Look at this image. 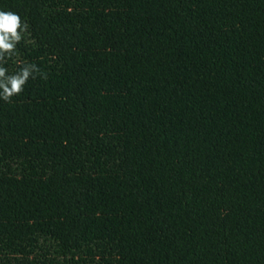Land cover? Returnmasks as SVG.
I'll list each match as a JSON object with an SVG mask.
<instances>
[{
  "label": "trees",
  "instance_id": "obj_1",
  "mask_svg": "<svg viewBox=\"0 0 264 264\" xmlns=\"http://www.w3.org/2000/svg\"><path fill=\"white\" fill-rule=\"evenodd\" d=\"M0 11V264H264V0Z\"/></svg>",
  "mask_w": 264,
  "mask_h": 264
},
{
  "label": "clouds",
  "instance_id": "obj_2",
  "mask_svg": "<svg viewBox=\"0 0 264 264\" xmlns=\"http://www.w3.org/2000/svg\"><path fill=\"white\" fill-rule=\"evenodd\" d=\"M27 24L21 17L12 11H0V99L7 103L12 102L14 96L20 95L34 73L40 71L35 64H25L15 73L8 74L4 67L8 59L16 52L17 45L24 39Z\"/></svg>",
  "mask_w": 264,
  "mask_h": 264
}]
</instances>
